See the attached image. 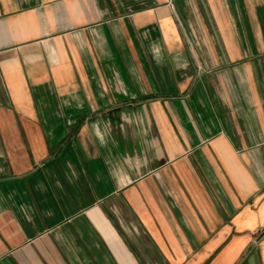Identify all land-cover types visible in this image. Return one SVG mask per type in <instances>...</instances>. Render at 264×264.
<instances>
[{"label":"crops","instance_id":"obj_1","mask_svg":"<svg viewBox=\"0 0 264 264\" xmlns=\"http://www.w3.org/2000/svg\"><path fill=\"white\" fill-rule=\"evenodd\" d=\"M0 264H264V0H0Z\"/></svg>","mask_w":264,"mask_h":264}]
</instances>
